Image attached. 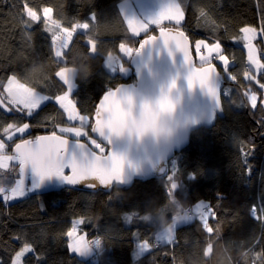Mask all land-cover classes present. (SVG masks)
Wrapping results in <instances>:
<instances>
[{"label": "trees", "instance_id": "trees-1", "mask_svg": "<svg viewBox=\"0 0 264 264\" xmlns=\"http://www.w3.org/2000/svg\"><path fill=\"white\" fill-rule=\"evenodd\" d=\"M123 1L27 0L40 20L26 27L24 21L29 18L23 8L24 0H0V93L6 95L4 85L10 76H15L42 94L61 95L67 88L55 73L60 67L79 65L83 60L81 53H88L84 44L87 37L77 30L69 48L64 50V59L60 63L55 62L52 34L46 30L44 23L45 8L52 9L48 15L64 28H71L77 22L91 25L93 21L90 17L94 13L100 52H114L122 58L118 67H130L132 55L125 56L119 45L123 43L136 49L142 37L158 31L148 30L144 35L131 36L121 11ZM181 3L184 22L180 25L166 22L158 27L183 30L192 43L195 57L198 54L196 40L205 38L220 42L223 52L233 61L228 67V75L215 58L211 60L226 80L223 91L227 90V94H222L224 116L218 117L212 127H201L192 132L189 144L170 161L168 173L170 175L173 168L177 170L179 183L174 194L178 198L192 206L204 200L211 207L216 215H210L208 223L213 229L219 223V234L207 233L194 213L191 221L177 227L174 244L160 241L148 252L135 255L137 241L149 239L155 243L153 228L139 217L143 216L151 201L155 200L160 205L165 203L168 175L164 178L135 179L128 186L114 185L108 190L97 191L61 187L40 193L28 187L22 199L6 202L0 198V264H12L16 252L26 243L32 245L34 251L21 257L23 264H162L160 261L213 264L220 256L226 258V264H264V231L260 222L250 215L254 205L258 209L257 215L260 214L259 208L264 206L263 89L242 76L251 67L246 66V50L236 43L244 26L264 27V0H181ZM25 33L32 36L30 42ZM261 35L262 40H258L262 51L264 34ZM261 58L264 61L263 56ZM91 63L92 71L87 77L75 78L76 88L71 96L80 113L89 117V134L93 114L102 95L121 83L135 80L131 67L130 74L126 76L120 71L112 72L107 67L106 57L101 54L91 57ZM33 65L39 67L30 72ZM260 80H264V71L260 73ZM248 86L258 96L255 109L251 108L244 94ZM241 101L244 106H238ZM23 123L32 125V130L18 140L34 139L52 131L59 134L53 125L69 122L54 101H46L31 117L0 109V134H4L3 128L8 124ZM82 139L91 145L87 138ZM18 140L9 142L4 152L13 153L12 147ZM253 144L255 150L247 157L252 166L248 175L239 166L240 149L247 150ZM17 176L18 166L10 171H0V186L10 187ZM165 210L167 206L162 209ZM133 212L137 213L133 220L125 221L124 214ZM82 217L86 222L80 225L79 231H85L89 238L98 237L101 240L102 249L96 262L72 254L67 244L65 233L70 230L73 220ZM152 223L158 224L155 216ZM134 232H139L140 236H134ZM209 243L212 244L211 256L203 257Z\"/></svg>", "mask_w": 264, "mask_h": 264}, {"label": "snow or ice", "instance_id": "snow-or-ice-1", "mask_svg": "<svg viewBox=\"0 0 264 264\" xmlns=\"http://www.w3.org/2000/svg\"><path fill=\"white\" fill-rule=\"evenodd\" d=\"M186 2V0H185ZM24 11L26 12L29 20H25L26 27H31V22L40 20L37 13L28 6L27 0L23 3ZM45 28L51 33L52 46L54 49V58L56 63H60L64 59V50L69 48L70 42L73 40L74 34L77 30H81L87 39L84 40V44L88 47V54L91 57L100 54L98 51L97 43V24L95 14H91L90 19L93 23L90 25L88 22L74 23L71 28H64L61 26L58 20H52L48 15L52 12L51 8H45ZM127 22L128 28L134 35H139L141 31L148 28L149 23L154 25H161L162 21H175L177 24L184 19V10L181 0H167L165 6L157 17L149 21L148 23L123 17ZM96 31H93V30ZM243 35L240 37L244 41V47L247 49L248 62L255 66L257 70L264 69V63H261L257 57V48L253 45L252 41L257 37V29L254 27H244L240 29ZM260 33L264 34V27L260 29ZM26 35L27 40H32L31 35ZM164 41L165 45L170 42L176 46L177 49L183 52L185 62L191 66V70L188 74L187 81L188 86L191 88L196 84L201 87H205L214 100L216 105L220 104V93L218 80L221 79L220 75L216 73L214 66L211 65L213 58L222 61L227 71L229 60L222 54L220 43L217 41L215 44L208 45L203 40L196 42L197 53H200L201 47L206 49V54H201L199 60L201 62L200 68L193 66L191 57L189 55L187 37L183 32L177 31L175 35L172 34L171 29L165 30L161 28L160 37ZM157 37L150 36L147 40L140 43L139 48L133 49L127 47L121 43L119 45L120 51L125 55H132L134 52L138 53L146 44L156 40ZM215 54V56H213ZM111 66V63H108ZM204 65H207L205 67ZM123 70V69H122ZM69 71L67 67L59 69L55 73L56 77L66 86L67 90L61 95L48 96L42 95L35 88L28 87L26 84L20 83L15 76L8 78L7 84L4 85V95L0 93V109L6 112H19L31 117L33 112L41 107L46 101H54L59 105V108L63 110V113L67 116L69 122L67 126H61L54 124L53 127L58 128L59 134L56 131H52L49 135L37 136L34 139H21L19 143L15 144V150L13 155L4 154L5 143L0 140V171H10L15 166H18L19 179H16L15 183L10 187L5 188L0 186V195H3L4 200L7 202L12 199L23 198L28 192V187L24 179V171L26 165H31L33 171L39 176L40 180L45 177L59 176L64 180L75 185L79 182H85L88 187L95 188L97 182L101 186L112 185L116 181L123 179V169L125 164V157L115 151L109 149L105 155V147L101 143H98L96 139H93L88 135L85 128L89 123V117L87 115H81L80 111L76 107V102L70 98L71 90L74 87L73 79L69 77ZM247 76L248 73L246 72ZM235 79V77H232ZM251 79H255L252 76ZM172 86H175V79L172 81ZM264 88V84L261 85ZM227 94V90H226ZM251 108L257 107V96L255 93L249 96ZM131 103V95L123 92L119 87L115 90L110 89L105 93L103 99L95 110V122L91 125L92 133H98L99 137H104V129L106 127H113L115 124L122 122L127 112L125 105ZM161 106H167V101L162 100ZM238 106H244L243 101ZM261 106L264 108V101H261ZM72 122H78L77 126H71ZM32 125L23 123L22 125L8 124L3 128L4 134L9 140L17 133H25ZM87 137L91 145L95 146L99 152L93 150L88 144L81 141V137ZM235 141V138H234ZM239 143V141H235ZM107 145H110L107 143ZM255 150L253 144L251 148L245 150L241 147V158L239 166L244 169V172L248 175L251 174L252 166L248 163L247 157ZM11 162V164L9 163ZM68 170V171H66ZM165 188L168 195H172L179 183L177 179V170L173 168L171 174L166 177ZM39 185L34 183L32 187H38ZM112 197H109L111 199ZM91 199V197H89ZM197 215L199 221L202 222L203 229L212 234H219L220 224L217 223L216 228L213 229L209 226V216L215 217L216 213L212 211L211 207L205 202L198 203L192 209ZM257 207L254 205L250 209V215L260 222V227L264 231V206L259 208V215H257ZM190 212V209H189ZM137 213L124 214V220L131 222L133 217ZM142 221L145 217H139ZM192 216L188 213L185 217L186 220H190ZM86 222L85 218L73 220L70 230L65 235L68 239V247L70 251H76L77 253L87 250L92 243L100 246L101 240L99 238L86 239L84 235H77L79 226ZM134 236L139 237V232H134ZM155 243L150 242L149 239H143L138 241V246L141 251L150 250L155 247L160 241H165L167 244H174L175 238H171L168 234L153 233ZM258 242V241H257ZM34 251L32 245L25 244L20 251L16 252L15 258L12 264H20V257L27 252ZM207 251H212V244L209 243Z\"/></svg>", "mask_w": 264, "mask_h": 264}, {"label": "water", "instance_id": "water-1", "mask_svg": "<svg viewBox=\"0 0 264 264\" xmlns=\"http://www.w3.org/2000/svg\"><path fill=\"white\" fill-rule=\"evenodd\" d=\"M164 29H171L173 35H175L177 31L184 33V35L187 37L189 55L191 57L193 66L195 68H200L202 65L201 63H197L196 57L192 50V43L186 33L183 30L175 27H165ZM160 30L161 29H159L157 33L142 37L137 48H139L141 42L147 40L150 36L157 37V39L149 44H146L138 53L134 52L132 54L130 67L133 70L135 80L129 83H121L112 90H115L117 87H119L123 92L132 95L136 100L137 106H139L142 98H155L159 95L162 89L166 88L175 79L176 83L178 84V95L181 99L180 111L185 113H190L197 110H206L210 113L214 112V121L210 124H201L197 127V129L201 127H212L216 123L218 117L224 116L222 107V89L226 85V80L223 77L222 72L214 62H211V65L214 66L216 73L221 77V79L218 80V85L220 87L219 93L221 108L217 110L216 101L211 95H209L205 87H201L199 84H196L191 88L188 86L187 77L191 70V66L185 62L183 52L177 49L174 44L171 42L168 45L164 44L163 39L159 38ZM204 66L207 67V65ZM105 93L98 101L97 106L103 99ZM94 122L95 111L93 114L92 124ZM191 134L186 136L183 133H179L176 137L175 144L170 150L164 153H158L149 149L147 146H130L126 142H116L107 145V142L104 141L103 138L99 137L98 133H92L91 131V137L99 140L104 144V146L107 147L104 153L105 155L108 153L109 149H111L112 151L122 154L125 157V164L122 174L123 179L121 181H116L109 186H101L98 184V182L95 188L88 187L85 182H79L73 185L70 182L64 180L62 177L55 175L45 177L43 180H40L39 176L33 171L31 165L25 166L24 175L32 177V184L29 186V190H37L40 193L61 187H73L87 191L108 190L114 185L118 187L128 186L132 184L135 179L164 178L170 171V161L176 153H179L189 144ZM20 141L21 140H18L16 143H19ZM81 141L88 144L89 147H92L86 140L81 139ZM15 144L12 147L13 154L15 150ZM93 150L97 151L95 148H93ZM34 183L38 184L39 186L32 187Z\"/></svg>", "mask_w": 264, "mask_h": 264}, {"label": "clouds", "instance_id": "clouds-1", "mask_svg": "<svg viewBox=\"0 0 264 264\" xmlns=\"http://www.w3.org/2000/svg\"><path fill=\"white\" fill-rule=\"evenodd\" d=\"M126 3L127 0H124ZM93 31H96L95 29ZM111 64H120L122 58L114 52H100ZM83 60L79 65H73L69 72V77H87L92 71L91 56L88 53H81ZM87 61V62H84ZM39 67V65H33ZM166 100L167 106H161V101ZM181 99L178 95V84L172 82L161 90L155 98L144 97L137 106L135 98L131 95V103L125 105L126 118L113 127L104 129V137L109 144L116 142H126L130 146H147L149 149L164 153L170 150L176 142L179 133L190 135L198 126L205 123H212L215 113L206 110H197L190 113L180 111ZM221 105L217 106V110ZM167 206V210L162 211ZM190 205L186 200L178 198L174 193L168 195L163 205L151 201L144 212V222L151 225L154 233L168 234L171 238L176 237V229L187 221ZM171 212V215H169ZM115 214V212H114ZM158 219V224H153V217ZM212 251H203V257H210ZM213 264H226L224 256L217 257Z\"/></svg>", "mask_w": 264, "mask_h": 264}, {"label": "rangeland", "instance_id": "rangeland-1", "mask_svg": "<svg viewBox=\"0 0 264 264\" xmlns=\"http://www.w3.org/2000/svg\"><path fill=\"white\" fill-rule=\"evenodd\" d=\"M104 1V0H103ZM148 1H151V0H127V2L124 4V1L120 4V6H121V11H122V13H123V15H124V17H128V18H133V19H136V20H139V21H142V22H145V23H148L149 21H151L152 19H154L155 17H157L158 15H159V12H157V11H155V10H153L152 8H150V7H146L145 5H147V3H148ZM158 1V0H157ZM167 2V0H162V4L163 3H166ZM184 19H185V16H184ZM184 19L183 20H181V22L178 24V25H180V24H182L183 22H184ZM166 22H171V23H175V24H177L175 21H167V20H165V21H162V23H161V25L162 24H165ZM158 26H160V25H154V24H151V23H149V26H148V28L146 29V30H144V31H141L140 32V34L139 35H144L145 33L144 32H146L147 30H151V31H158L159 29H161L162 27H158ZM247 27H254V28H256L257 29V37H256V39L255 40H253L252 41V43L253 44H256L257 45V57L259 58V60H260V62L261 63H264V61H263V59L260 57V56H263V58H264V55L262 54V51H261V49H262V47H261V44H260V41L258 40V38H260L261 37V33H260V29L258 28V27H256V26H248L247 25ZM148 31V32H149ZM147 32V33H148ZM134 34L132 33L131 34V36H133ZM138 35V36H139ZM135 36H137V35H135ZM198 40H203V41H205V43L206 44H208V45H212V44H215L217 41H211V40H208V39H205V38H199V39H197L196 40V42L198 41ZM239 41H243V40H241L240 38H239ZM196 42H195V48H196ZM220 43V42H219ZM220 45H221V49H222V54L225 56V57H227L228 58V60H229V64H228V67L233 63V61L229 58V56L226 54V53H224L223 52V47H222V44L220 43ZM202 53H198L197 55H196V58H197V62L198 63H201L200 62V60H199V56L201 55V54H205L206 53V49L205 48H203L202 47ZM246 50V52H247V49H245ZM261 51V52H260ZM260 53V54H259ZM219 61V60H218ZM220 63H221V65L224 67V64H223V62L222 61H219ZM65 67H67L68 68V71L70 72L71 71V69H72V67H70V66H65ZM109 69H111L112 70V72H119L120 71V73L122 74V75H128V74H130V72H131V69H130V67H128L127 65L126 66H124V67H118V65L117 64H112L111 66H107ZM228 67H227V71H225V67H224V71H225V73L226 74H228L229 75V72H228ZM62 68H64V67H62ZM123 69V70H122ZM252 69V70H251ZM251 69L250 70H247V71H245L244 73H242V76H244L247 80H251L252 82H254V83H256L261 89H264V88H262L261 87V85L262 84H264V80H260V73L261 72H263L264 71V69H260V70H257L256 68H255V66H251ZM248 73V75L246 76L245 75V73ZM252 76H255V79H251V77ZM11 77V76H10ZM18 80V79H17ZM8 81V80H7ZM19 81V80H18ZM20 83H22L21 81H19ZM7 84V83H6ZM22 84H24V83H22ZM73 84H74V87L72 88V90H71V96H72V93H73V91L75 90V88H76V83H75V78L73 79ZM67 90V89H66ZM40 93V92H39ZM253 93H255L256 94V96H257V93L256 92H254V91H252V89H251V86H248L246 89H244V94L246 95V97H247V99L249 98V96L251 95V94H253ZM42 94V93H41ZM63 94V93H62ZM42 95H45V94H42ZM70 96V98L72 99V97ZM262 96H263V100L262 101H264V94H263V90H262ZM257 101H258V96H257ZM248 102H249V104H250V101H249V99H248ZM45 103V102H44ZM43 103V104H44ZM42 104V105H43ZM41 105V106H42ZM251 106V105H250ZM81 115H83V114H81ZM66 118H67V116H66ZM77 123L78 122H72V125L71 126H77ZM29 124V123H28ZM20 125H22V124H20ZM68 124H65V125H62L61 124V126H67ZM7 127V126H6ZM31 130H32V128L30 127L25 133H23V134H19V133H17V134H15L14 136H13V138L11 139V140H9L8 138H7V136L5 135V134H0V140H2L4 143H5V146L7 147V145H8V143L9 142H12V141H15V140H18V139H20V138H24V137H26L28 134H30V132H31ZM57 130H58V128H57ZM85 131H87V133H88V135L90 136V134H89V130H88V128L86 127L85 128ZM58 132H59V130H58ZM82 138H87V137H84V136H82L80 139H82ZM88 139V138H87ZM94 139V138H93ZM6 147H5V149H6ZM4 154H6V155H13V153H11V152H4ZM9 163H11V162H9ZM17 179H19V176H17ZM24 179H25V183H26V185H27V187H29L31 184H32V177L31 176H28V175H24ZM3 187H5L6 188V186H3ZM0 198H3V195H0ZM24 198V197H23ZM4 199V198H3ZM19 199H22V198H17V199H12V200H9V201H16V200H19ZM201 202H205L204 200H199L197 203H195L194 205H193V207H192V209L194 208V206L196 205V204H198V203H201ZM206 204V203H205ZM193 211V210H192ZM193 213H195L194 211H193ZM196 214V213H195ZM197 215V214H196ZM81 219V218H80ZM75 220H78V219H75ZM192 220V218L190 219V220H187V221H185V222H182V223H186V222H189V221H191ZM181 223V224H182ZM80 227V226H79ZM77 235H84L85 237H86V239H89V240H91V239H95V238H98V237H92V238H89L88 236H87V234H86V232L85 231H79L78 230V233H77ZM69 239V238H68ZM101 249H102V245L100 244V246H97L95 243H92L91 245H90V247L87 249V250H85V251H83V252H80V253H77L76 251H70L72 254H75V255H77L79 258H81V259H84V260H90V261H93V262H96L97 261V254H99V252L101 251ZM146 252H148V250H145V251H141V249L139 248V246H138V241H137V243H136V245H135V255L136 256H139V255H141V254H143V253H146ZM29 252H27V253H25V254H28ZM24 254V255H25ZM20 264H23V261H22V259H21V257H20Z\"/></svg>", "mask_w": 264, "mask_h": 264}, {"label": "crops", "instance_id": "crops-1", "mask_svg": "<svg viewBox=\"0 0 264 264\" xmlns=\"http://www.w3.org/2000/svg\"><path fill=\"white\" fill-rule=\"evenodd\" d=\"M109 0H104L103 2H108ZM165 4L166 3H163L162 4V0H151V1H148V3H147V5H145L146 7H150V8H152L153 10H155V11H157V12H161V10H162V8L165 6ZM244 27H247V26H244ZM243 27V28H244ZM148 31V30H147ZM146 31V32H147ZM146 32H144V33H146ZM242 35H243V33H242ZM241 35V36H242ZM238 45H241L244 49H246L245 47H244V41H239V40H237V42H236ZM253 45H255L256 47H257V45L256 44H253ZM127 47H130V46H128V45H126ZM124 54V53H123ZM206 54V53H205ZM260 54V53H259ZM125 56H129V55H125ZM213 56H215V54H213ZM246 56H247V52H246ZM261 57V56H260ZM217 60V59H216ZM218 61V60H217ZM219 62V61H218ZM246 63L249 65V66H253V65H251L249 62H248V59L246 58ZM219 64H221L220 62H219ZM263 94H264V89H263ZM262 100H263V96H262ZM162 264H172L171 262H165V261H160Z\"/></svg>", "mask_w": 264, "mask_h": 264}, {"label": "built area", "instance_id": "built-area-1", "mask_svg": "<svg viewBox=\"0 0 264 264\" xmlns=\"http://www.w3.org/2000/svg\"><path fill=\"white\" fill-rule=\"evenodd\" d=\"M262 35H261V40H262ZM200 53H202V50H200ZM262 54L264 55V48H263V51H262ZM247 66V68H249L250 69V66L249 65H246ZM226 91H222V93H225ZM98 143H101L100 141H97ZM102 144V143H101ZM102 146H103V144H102ZM189 214L190 215H193L194 213H193V211H192V207L190 206V212H189Z\"/></svg>", "mask_w": 264, "mask_h": 264}, {"label": "bare ground", "instance_id": "bare-ground-1", "mask_svg": "<svg viewBox=\"0 0 264 264\" xmlns=\"http://www.w3.org/2000/svg\"><path fill=\"white\" fill-rule=\"evenodd\" d=\"M191 207H193L192 205H190Z\"/></svg>", "mask_w": 264, "mask_h": 264}, {"label": "flooded vegetation", "instance_id": "flooded-vegetation-1", "mask_svg": "<svg viewBox=\"0 0 264 264\" xmlns=\"http://www.w3.org/2000/svg\"><path fill=\"white\" fill-rule=\"evenodd\" d=\"M198 63V62H197Z\"/></svg>", "mask_w": 264, "mask_h": 264}]
</instances>
